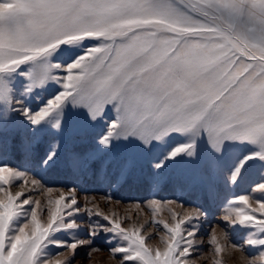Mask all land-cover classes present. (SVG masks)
Instances as JSON below:
<instances>
[{"label": "snow or ice", "instance_id": "snow-or-ice-1", "mask_svg": "<svg viewBox=\"0 0 264 264\" xmlns=\"http://www.w3.org/2000/svg\"><path fill=\"white\" fill-rule=\"evenodd\" d=\"M86 37L100 38V46L67 65L63 91L45 107L33 114L24 110L32 124L44 120L69 97L74 104L89 108L93 118L105 105L116 102L118 122L101 138L105 146L118 130L124 135L135 132L147 144L170 132L196 129L198 134L202 129L216 151L225 140L246 141L259 146L254 155L264 160V0H0V73ZM50 67L37 65L39 82ZM0 99H6L3 86ZM190 148L178 146L169 155L175 157ZM252 158L246 156L240 162L231 174L232 182ZM23 177L14 169L0 167V192ZM31 183L49 194L47 221L42 223L38 214L44 201L21 200L24 191L8 192L0 199L4 212L0 264H38L40 249L50 234L76 226L74 221L65 224L66 217L79 211L92 214L86 208H73L75 190L42 188L35 179ZM253 191L264 192V183ZM54 192L59 193L55 198ZM29 203L34 206L28 219L9 235L12 220ZM161 203L147 201L157 210ZM200 215L199 209L189 208L182 217L173 216L174 224L164 222L163 248L149 246L148 239L138 234L140 229L129 230L118 218L101 217L111 226L104 231L126 241V246L110 250L114 258L123 254L116 264H187L197 241L192 239L194 231L185 232L183 226ZM222 219L251 226L255 232L247 243L264 245V236L254 238L264 233V201L235 197ZM90 234L95 235V230L90 228ZM209 237L210 252L216 257L212 264H224L221 254L226 248L239 252L244 264H256L257 258L246 257L223 230L217 233L214 227ZM83 243L87 242L67 244V251L58 254L63 258L55 264H67ZM259 259L264 261V252Z\"/></svg>", "mask_w": 264, "mask_h": 264}, {"label": "rangeland", "instance_id": "rangeland-1", "mask_svg": "<svg viewBox=\"0 0 264 264\" xmlns=\"http://www.w3.org/2000/svg\"><path fill=\"white\" fill-rule=\"evenodd\" d=\"M100 44V38L86 37L60 45L48 55L22 63L11 72L0 73V86L6 89V99H0V167L7 166L25 175L5 185L0 199L6 198L8 192L24 191L21 200L31 197L33 201H44L38 214L41 222L46 223L49 194L31 183L35 179L42 188L75 190L77 204L73 208H86L92 213L79 211L66 217L65 224L74 221L76 226L50 234L40 249L38 264L44 261L55 264L63 258L58 254L67 251L66 245L78 241L87 243L75 249L67 264H116L123 254L117 253L114 258L110 250L126 246V241L103 230L111 227L103 215L120 219L129 230L140 229L138 234L148 239L149 246L163 248L161 234L166 231L163 223L174 224L173 216L182 217L189 208L199 209L202 215L183 226L185 232L194 231L192 239L197 241L187 264H212L216 259L209 244L214 227L217 233L223 230L228 241L240 247L246 257H256V264H264L259 259L264 245L247 243L255 229L222 219L225 208L235 197L246 195L264 201V192L253 191L256 185L264 183V160L254 155L260 151L258 145L225 140L216 151L206 132L200 129L197 134L193 129L170 132L159 140L149 139L147 144L135 132L124 135L118 130L105 146L100 143L101 138L113 122H118L116 102L105 105L95 118L89 108L74 104L71 97L38 124H32L24 115L25 109L29 114L38 112L63 91L67 65ZM37 65L52 66L43 82L36 79ZM184 145L191 148L170 157L176 147ZM188 151L192 154L188 155ZM246 156L253 158L245 161L232 182V172ZM51 195L55 198L59 193ZM153 199L162 202L158 210L147 204ZM250 205L255 206L253 202ZM33 206V203L24 205L12 220L9 235H14L28 219ZM97 211L101 216L95 215ZM3 218L4 212L0 210V244ZM90 228L95 235L90 234ZM260 236L264 233L254 238ZM56 242H62L63 246H57ZM220 243L225 244L223 238ZM221 258L224 264H244L243 256L230 248L225 249Z\"/></svg>", "mask_w": 264, "mask_h": 264}]
</instances>
